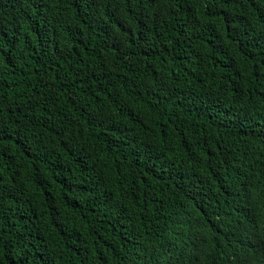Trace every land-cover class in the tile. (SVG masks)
I'll list each match as a JSON object with an SVG mask.
<instances>
[{"label": "trees", "instance_id": "obj_1", "mask_svg": "<svg viewBox=\"0 0 264 264\" xmlns=\"http://www.w3.org/2000/svg\"><path fill=\"white\" fill-rule=\"evenodd\" d=\"M0 264H264V0H0Z\"/></svg>", "mask_w": 264, "mask_h": 264}]
</instances>
